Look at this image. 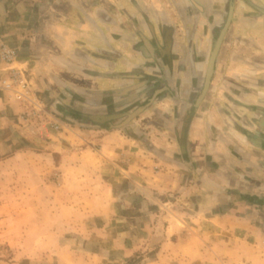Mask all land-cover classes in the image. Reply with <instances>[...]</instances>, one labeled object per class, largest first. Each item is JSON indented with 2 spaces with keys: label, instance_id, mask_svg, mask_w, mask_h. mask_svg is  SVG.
<instances>
[{
  "label": "crops",
  "instance_id": "0c3cea01",
  "mask_svg": "<svg viewBox=\"0 0 264 264\" xmlns=\"http://www.w3.org/2000/svg\"><path fill=\"white\" fill-rule=\"evenodd\" d=\"M4 41L66 122L24 118L0 54V165L57 193L43 262L264 264V0H0Z\"/></svg>",
  "mask_w": 264,
  "mask_h": 264
},
{
  "label": "rangeland",
  "instance_id": "374dc122",
  "mask_svg": "<svg viewBox=\"0 0 264 264\" xmlns=\"http://www.w3.org/2000/svg\"><path fill=\"white\" fill-rule=\"evenodd\" d=\"M33 95L37 96L49 111L44 114L43 120H32L34 123L43 126V122L48 123L54 118L62 121L34 90ZM65 127L66 122H63V126L58 131L49 128V125L43 126L47 131L45 133L54 134H59ZM25 152L22 158L9 160L0 165V264H48L43 261L59 249L61 242L56 240V235H50L60 228V224L56 221L59 212L57 193L52 194L46 192V188L43 189V180L37 176L38 171L31 170L36 161L28 151ZM43 162L39 161L37 165ZM57 176V173L53 174L52 179L58 182ZM31 185H39L38 193L27 190ZM73 203L77 207L79 204H88L78 199H73ZM80 212L79 209L71 207L65 210L64 214L82 215ZM48 233L53 239L46 238Z\"/></svg>",
  "mask_w": 264,
  "mask_h": 264
},
{
  "label": "built area",
  "instance_id": "2783aa9c",
  "mask_svg": "<svg viewBox=\"0 0 264 264\" xmlns=\"http://www.w3.org/2000/svg\"><path fill=\"white\" fill-rule=\"evenodd\" d=\"M0 54L8 72L7 77L4 79V85L16 98L27 104V108L23 111L24 118L26 120H43L44 114L49 111H47L45 104L37 96L33 95V88L26 72L16 61L17 48L4 41L0 46ZM47 125H49V128L58 131L63 126V122L54 118L48 123L43 122L44 127Z\"/></svg>",
  "mask_w": 264,
  "mask_h": 264
},
{
  "label": "trees",
  "instance_id": "16d2710c",
  "mask_svg": "<svg viewBox=\"0 0 264 264\" xmlns=\"http://www.w3.org/2000/svg\"><path fill=\"white\" fill-rule=\"evenodd\" d=\"M113 118V117H112ZM109 119V118H108Z\"/></svg>",
  "mask_w": 264,
  "mask_h": 264
}]
</instances>
